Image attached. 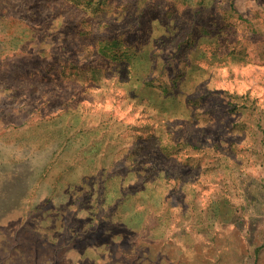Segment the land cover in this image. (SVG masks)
Instances as JSON below:
<instances>
[{"label":"rangeland","instance_id":"1","mask_svg":"<svg viewBox=\"0 0 264 264\" xmlns=\"http://www.w3.org/2000/svg\"><path fill=\"white\" fill-rule=\"evenodd\" d=\"M0 264H264V0H0Z\"/></svg>","mask_w":264,"mask_h":264},{"label":"trees","instance_id":"2","mask_svg":"<svg viewBox=\"0 0 264 264\" xmlns=\"http://www.w3.org/2000/svg\"><path fill=\"white\" fill-rule=\"evenodd\" d=\"M145 198V197H144ZM147 198V197H146Z\"/></svg>","mask_w":264,"mask_h":264}]
</instances>
